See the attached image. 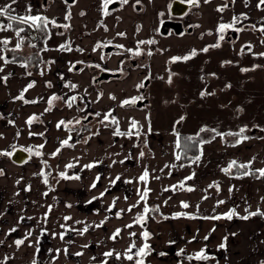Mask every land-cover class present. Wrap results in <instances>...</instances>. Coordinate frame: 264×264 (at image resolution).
Instances as JSON below:
<instances>
[{"label":"crops","instance_id":"crops-1","mask_svg":"<svg viewBox=\"0 0 264 264\" xmlns=\"http://www.w3.org/2000/svg\"><path fill=\"white\" fill-rule=\"evenodd\" d=\"M112 1L105 14L104 0H0V7L11 4L0 24L13 25L11 35L0 31V41H9L6 46L0 43V152L11 154L22 147L30 153L24 163L0 159V261L264 264V216L249 215L264 212V177L255 171L264 169V134L251 132H264L263 24H255L250 16L260 0H231L230 5L199 0L179 33L160 30L172 0ZM29 15L48 21L41 47L32 35L17 37L16 30L24 26L9 19ZM221 24L232 27L220 32ZM259 29L262 36L256 33ZM242 33H250L243 38L250 45L246 48L235 44ZM20 38L21 48L15 50ZM252 41L259 45L254 47ZM108 43L128 54L143 51L148 63L131 65L124 74L97 83L90 63L117 70L127 53L114 48L106 54ZM36 49L49 65L31 74L29 59ZM185 56L190 58L182 59ZM53 96L57 99L50 105ZM71 97L76 99L68 107ZM133 98L135 103L124 104ZM88 111L93 117L82 126L94 120L97 127L90 138L77 141L87 129L79 123L74 129L57 127L64 120L70 126ZM113 118L118 123H112ZM202 127L215 134L200 141L199 161L183 159L176 146L180 133L195 134ZM241 129L248 132L226 138ZM64 140L68 145L61 144ZM41 150L60 153L58 170H78L79 179L73 178L72 184L83 187L82 195L51 191L44 182L50 178ZM231 161L251 162V168L226 174ZM249 171L254 174H244ZM145 172L147 178L141 180ZM93 200L98 206L89 204ZM113 205L114 214H107L105 209ZM233 211L231 219L225 218ZM138 216H144L143 221L138 222ZM216 216L220 219L212 218ZM41 229L48 237L39 253ZM65 230L74 232L70 241L60 238ZM18 239L24 240L19 248L14 243ZM145 244L147 254L137 256ZM130 247L132 260L126 258ZM201 250L207 260L194 258ZM107 252L113 255L105 256Z\"/></svg>","mask_w":264,"mask_h":264},{"label":"snow or ice","instance_id":"snow-or-ice-1","mask_svg":"<svg viewBox=\"0 0 264 264\" xmlns=\"http://www.w3.org/2000/svg\"><path fill=\"white\" fill-rule=\"evenodd\" d=\"M15 2H16V0H12V3H15ZM111 2H112V0H104L105 14H107V7H108L109 3H111ZM122 2H123V3H127L128 0H122ZM137 2H139V0H137ZM198 2H199V0H188V3L191 4V5H193V6H197V5H198ZM205 2L207 3L208 0H205ZM260 3H261V4H264V0H260ZM10 10H11V4H9L7 7H0V16H6V15H8V13L10 12ZM220 10H222V9H220ZM67 18H68V17H66V19H67ZM9 19H10V20H19V23H20V24H28L29 22H31V26H33V27H40V25L37 23L38 21H43L45 27L47 26V23H48V21H47L45 18H43V17H40V16H31V15H29V16H21V17L10 16ZM235 19H236V18H234V21H235ZM52 23H55V22L53 21ZM12 27H13V25H12L11 23L7 24L6 26L0 24V31H2V30H6V29H12ZM64 27H67V25H64ZM229 27H232V25L221 24V25L219 26V31H220V32H223L225 28H229ZM23 31H24V28H18V29L16 30V36H17V37H20V34H21ZM262 31H264V29H262ZM119 35H124V34H123V33H120ZM220 39H223V36H221ZM0 43L4 44V45L6 46V45L9 43V41H8L7 39H5V40H3V41H0ZM22 43H23V38H20V39L18 40V42L16 43L15 50H19V49L21 48ZM140 43H154V41H147V42L141 41ZM62 47H65V46H62ZM118 47H122V46H118ZM214 47H219V44L214 45ZM203 51H207V48L203 49ZM135 54H136V55H140L141 53H140L139 51H137ZM148 54L151 55L152 53L149 52ZM191 55H193V56L196 55L195 50L192 51ZM262 55H264V54H262ZM189 58H190L189 56H185V57H183L182 59L187 60V59H189ZM0 59H4V58H3V57H0ZM178 59H181V57H174V58H173V60H178ZM7 62H8V61L5 60V63H7ZM0 71H2V69H0ZM244 71H247V69H245ZM5 79H6V78H5ZM32 86H33L32 84H29V85H28L29 88H31ZM72 87H75V85H73ZM138 87H143V85L141 84V85H139ZM25 90H27V89H25ZM201 95H203V93H202ZM19 99H23V95H21V96L19 97ZM55 99H57V97L53 96V97L49 100V104L51 105L52 100H55ZM75 99H76V97H71V98L67 101L68 107H72V104H73V102L75 101ZM113 99H114V97H113ZM136 99H137V98H133L131 101L126 100V101H124V104L135 103V102H136ZM26 102H27V101H26ZM33 102H35V101H33ZM49 110H50V109H49ZM97 115H99V113H97ZM110 115H111V114L109 113L108 116H110ZM108 116H105V119H108ZM33 119H35V117L30 118V119L27 121V123L31 124L32 121H33ZM181 119H183V118H181ZM79 122H80V121H76V123H79ZM64 123H65L64 121H60L59 124L57 125V127H60V126L63 125ZM69 123H71V122H69ZM112 123H118V121H116L115 118H113V119H112ZM133 126H135V121H133ZM204 130H205V129H201V131H204ZM213 131H215V130H213ZM243 131H244V129H241V130H240L241 133H243ZM115 134H117V135H121L122 133H120L119 131H117ZM229 135H240V134H239V133H235V134H234V133H229ZM188 139H191V138H188ZM241 139H247V137H242ZM240 142H241V140H238V141H237V143H240ZM201 143H203V142H201ZM61 144H62V145H68V140H64V141H62ZM176 146H177V147L180 146V144H179V140H177V144H176ZM41 147H43V146L41 145ZM36 154H37V155H40L39 152H37ZM0 155H10V153H0ZM141 155H143V153H141ZM176 158H177V159H180V156L177 155ZM199 159H200V156H199V155L196 156V157H194V162H195V161H199ZM92 166H93V165H91V164H90V165H86V167H89V168H91ZM234 166H235V167H238V168H242V169H250V168H251V162H249V164H237L236 161H231L230 164H229V166H228V168L224 169L225 173H226V174L229 173V172L231 171L232 167H234ZM67 167H72V165L69 164V165H67ZM255 171L258 172L260 176L264 177V169H257V170H255ZM0 174H3L2 170H0ZM244 174H245V175H249V174H254V173H252V172L249 171V172H245ZM147 175H148V173L145 172L144 175L140 177V179H141V180H146ZM61 176H64V178H68V177L65 176L64 173H61ZM74 178L79 179V177H74ZM191 178H192V177L190 176V177H187L186 179H191ZM97 179H99V177H97ZM116 179L118 180L119 177H117ZM44 182L47 183V179H46V178H45V181H44ZM18 183H19V181H18ZM92 186L95 187V184H93ZM179 187L183 188V187H184L183 183H181V184L179 185ZM217 188H218V185H217ZM165 190L167 191V189H165ZM187 190H188V191H192L193 189H192V188H188ZM147 193H148V190L145 189V191H144V193H143V196H142V199L145 198V197L147 196ZM102 195H103V194H102ZM218 203H223V201H219ZM182 206L185 207V208H187V207H188V204L182 202ZM69 207H70V205H69ZM129 210H131V209H129ZM148 211H149V209H148L147 207H145L144 212L147 213ZM233 214H234V211H233L232 213L226 214V217H225V218L231 219ZM117 215L119 216V213H117ZM249 215H262V216H264V212H259V211H257V212H255V213H250ZM212 218H213V219H220L219 216L212 217ZM243 218H244V219H247L248 217L245 216V217H243ZM65 219H70V217H65ZM143 219H144V216H138V217H137V221H138V222L143 221ZM128 227H130V225H129ZM15 230H16L15 228L10 229V232H14ZM84 231H87V228H85ZM118 234H119V230H117L116 234H114V236L112 237V239H115V238H116V235H118ZM29 235H30V233H29ZM143 235H144L145 239H147V237H148V233H147V232H144ZM60 238H61V239L64 238V237H63V234H61V237H60ZM206 239H207V237H206ZM225 239H226V238H225ZM0 243H2V241H0ZM14 243H15V245L17 246V248H19V246L22 245V244L24 243V240H23V239H18V240H16ZM133 247H134V245H133ZM221 247H224V245L222 244ZM147 248H148V245L145 244L144 247H142V248H140V249L138 250V252L136 253V255H137V256H144V255H146V254H147V253H146V249H147ZM57 251H58V250H57ZM131 252H132V247H130V248L128 249V253H129V254H126V258H127L128 260H132V259H133V256L130 254ZM76 255H81V253H77ZM104 255H105V256H108V257H111V256L113 255V253H112V252H107V253H104ZM192 258H193V257H190V259H192ZM194 258H195L196 260H207V259H208V256L205 254L204 250H201L199 253H197V254L195 255ZM7 259H8V257H5V260H7ZM117 259H119V256H117ZM0 264H4V262H3V261H0ZM33 264H37V262H36L35 260H33ZM136 264H144V262H143V260H138V261L136 262Z\"/></svg>","mask_w":264,"mask_h":264},{"label":"rangeland","instance_id":"rangeland-1","mask_svg":"<svg viewBox=\"0 0 264 264\" xmlns=\"http://www.w3.org/2000/svg\"><path fill=\"white\" fill-rule=\"evenodd\" d=\"M253 8H254V11L250 15L251 19H253L254 20L253 22L255 24H257V25L263 24V25H260V26L262 27V29H264V4L258 3V5H255ZM241 16L245 17V15H241ZM6 30L11 35V29H6ZM258 31L261 32V29L257 30L256 33H260ZM262 32L264 33V31H262ZM246 34L249 35L250 33L249 34L248 33H242L239 36V38L235 42V44L237 46H241L242 45V48H246V47L250 46V45H247L248 43H243V40H244L243 38L246 36ZM252 34H255V32H252ZM20 35L22 37H25V38L29 37L28 32L26 31L25 28H24V31ZM256 36H257V34H256ZM260 36H262V34ZM252 42H253V46L254 47L259 45V41L258 42L252 41ZM36 51L39 53V51L37 49H36ZM25 53H27V52H25ZM48 65H49V63L47 61H44V63L42 64L41 67H43V68L45 67L46 68V67H48ZM32 67H33V65L29 64V68H32ZM145 81H146V79L143 82H145ZM89 115H92V117H93V113L91 111H88L84 115L79 116L76 119H74L70 123V126H67L66 125V120H64L65 123L63 124V126L64 127H68V129H74V127H76V124H78V123H76V121H81V122H79V125L81 124L80 125V127H81L82 126V121H84V119L86 117H88ZM82 127H87V129L86 130L84 129L85 132L82 133L83 137H80V138L78 137L77 141H79L81 139H84V138L86 140V137L87 138L91 137L92 131H94V130L96 131V128H97L96 127V121L94 123V120H93V121H91L89 123H86ZM82 127H81V129H82ZM41 151L43 153V154L40 155V156H42L41 158L47 159L46 160V164H47L46 167L47 168H45V172H46L47 177L50 178L49 182H47V184L50 186L51 191H55V192L60 191L62 193H70V194H75V195L76 194H81L82 195L83 192H84L83 187L79 186L77 184H76L77 185V187H76V186H74L72 184L73 178L77 177V175L79 174L78 170L72 169V168L65 169L64 170L65 172H62V171L58 170V164H59V161H60V158H61L60 157V153L47 154L44 150H41ZM0 153H3V152H0ZM5 156H7V157H5ZM32 156L37 158V156H35L34 153H33ZM4 158L11 159L10 155H0V159H4ZM91 163H93V162H91ZM0 170H2V172L4 173V171H3L4 169H3L2 165H0ZM71 170H73V171L71 172ZM61 173H64L65 176L68 177V178H64V176H61ZM0 175H2V174H0ZM118 186H120V184L113 185L114 188H116ZM1 199H2V192L0 191V201H1ZM89 204H92V205L96 204L98 206V203L95 200H93L92 203L89 202ZM93 208H95V207H92V206H88L87 207V209H93ZM105 210H106L107 214H111L112 215V214H114V212L116 210V206L113 205L110 208L109 207L106 208ZM61 234H63L64 239H66L68 241H70L71 238L74 236V232L71 231V230H65V231L61 232ZM47 237H48L47 231L45 229H41L40 234H39L38 247H37V250H38L39 253H41L42 251L45 250V243H46L45 241H46Z\"/></svg>","mask_w":264,"mask_h":264},{"label":"trees","instance_id":"trees-1","mask_svg":"<svg viewBox=\"0 0 264 264\" xmlns=\"http://www.w3.org/2000/svg\"><path fill=\"white\" fill-rule=\"evenodd\" d=\"M44 18V17H43ZM46 19V18H45ZM47 20V19H46ZM19 22V21H18ZM38 24L40 27H33L31 26V22L28 24H23V28H25L28 32L29 37L32 35L34 37V40L36 41V45L38 47H41L43 45V38L46 32V27L44 26L43 21H38ZM29 63L33 65L32 68H29V72L31 74H38L40 67L42 66V59L40 56V53H38L36 50L32 54V57L29 59ZM201 129H205L204 131H201ZM197 133L195 134H187V133H180V138H179V144L181 148V157L183 159H191L195 157L200 150V141L204 139H209L211 138L214 134L215 131L214 129H211L209 127H202ZM257 132H260L261 134H264L263 131H261L260 128H255ZM248 132L247 129H244L243 133L239 131H234L232 133H239L244 134ZM239 135H229V133L226 135V138L228 140H233L237 138ZM191 138V139H188ZM243 170L247 169H242L238 167H232L231 171L232 172H241Z\"/></svg>","mask_w":264,"mask_h":264},{"label":"flooded vegetation","instance_id":"flooded-vegetation-1","mask_svg":"<svg viewBox=\"0 0 264 264\" xmlns=\"http://www.w3.org/2000/svg\"><path fill=\"white\" fill-rule=\"evenodd\" d=\"M174 0L171 1V4H170V13H169V16L167 18H164L163 21H162V25L163 23H165L166 21H181L182 22V25L185 24V21L190 18V12L191 10H193L195 8V6L193 5H190L188 10L186 11L185 14L181 15V16H175L172 14V10H171V6H172V3H173ZM182 1H186L188 2V0H182ZM224 2L222 4H232V1L231 0H223ZM113 3H109L108 7H110L111 5L114 4L115 1H112ZM111 4V5H110ZM161 25V27H162ZM172 28V27H170ZM169 28V29H170ZM188 30L190 28V30L192 29V27H189L188 25ZM169 31V30H168ZM235 32L233 29L229 32V34H233ZM114 48H121L122 50L124 49L123 47H118L117 45H113V44H107L104 48V52L107 54L108 52H110L112 49ZM125 52H127L126 50H123ZM136 53V52H135ZM141 54L140 55H136V54H128V52L126 53V55L122 58L121 60V63H120V67L119 69L117 70H111V69H107V68H104V66H101V65H97L95 63H90L91 65V68L94 69V71H96V75L94 77V80L96 81V78L99 77L101 74H104L105 72H110V73H119V75L117 76H120L122 74L125 73V70L133 65V66H138V65H145L148 63V58L146 56V54L142 51L140 52ZM80 63H77L76 65L78 66ZM117 76H111L110 78L108 79H111V78H114V77H117ZM108 79H102V80H97V83L103 81V80H108Z\"/></svg>","mask_w":264,"mask_h":264},{"label":"water","instance_id":"water-1","mask_svg":"<svg viewBox=\"0 0 264 264\" xmlns=\"http://www.w3.org/2000/svg\"><path fill=\"white\" fill-rule=\"evenodd\" d=\"M68 2H73L74 0H66ZM189 4L186 1L182 0H174L171 6L172 14L175 16H181L186 13L188 10ZM172 27L176 32H181L183 30V25L181 21H166L163 23L162 27L160 30L164 33L168 32L169 28ZM119 73H110V72H105L104 74H101L99 77L96 78L97 80H102V79H108L111 76H117ZM148 81H145V84H147ZM144 102V101H143ZM141 102V103H143ZM92 118V115H89L84 119V121H88ZM251 132H256V129H252ZM11 159L16 162V163H24L30 156V153L25 150L22 147H16L10 154Z\"/></svg>","mask_w":264,"mask_h":264},{"label":"built area","instance_id":"built-area-1","mask_svg":"<svg viewBox=\"0 0 264 264\" xmlns=\"http://www.w3.org/2000/svg\"><path fill=\"white\" fill-rule=\"evenodd\" d=\"M27 31V30H26Z\"/></svg>","mask_w":264,"mask_h":264}]
</instances>
